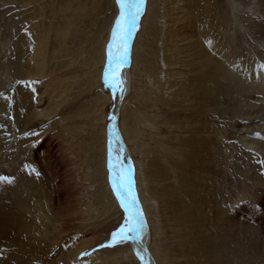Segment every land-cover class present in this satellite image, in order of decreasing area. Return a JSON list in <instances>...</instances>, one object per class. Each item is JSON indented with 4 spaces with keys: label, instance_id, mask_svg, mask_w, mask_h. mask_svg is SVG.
I'll return each instance as SVG.
<instances>
[{
    "label": "rangeland",
    "instance_id": "374dc122",
    "mask_svg": "<svg viewBox=\"0 0 264 264\" xmlns=\"http://www.w3.org/2000/svg\"><path fill=\"white\" fill-rule=\"evenodd\" d=\"M72 1L0 0V176L12 179L0 181V264H118L115 257L129 247L111 243L125 218L106 214L109 195L117 204L107 158V179L102 171L104 125L90 111L95 94L108 92L106 127L118 101L104 83L106 66L103 89L95 91L90 75L115 5L81 0L87 7L80 12V0ZM160 1L153 0L142 31L121 119L128 120L122 131L137 173L143 169L153 184L154 213L165 231L161 264L210 261L211 254L192 252L194 229L215 241L225 236L215 264H264V0ZM39 110L48 117L38 118ZM198 205L210 226L192 220ZM213 214L228 223L218 226ZM133 263L139 261L119 264Z\"/></svg>",
    "mask_w": 264,
    "mask_h": 264
},
{
    "label": "bare ground",
    "instance_id": "6f19581e",
    "mask_svg": "<svg viewBox=\"0 0 264 264\" xmlns=\"http://www.w3.org/2000/svg\"><path fill=\"white\" fill-rule=\"evenodd\" d=\"M69 1V0H68ZM74 1V0H73ZM72 1V2H73ZM75 1H77V0H75ZM74 1V2H75ZM160 1V0H159ZM66 2H67V0H66ZM71 2V1H70ZM114 2V5H115V8L113 9V11H112V13L110 14V16H109V20H108V26H107V30H108V34H107V40H106V42L102 45V51H101V53H100V56H99V60L97 61V63H95V65L93 66V68H94V70H95V73H92V74H90L91 75V77H92V80L94 81V88H95V91H97V90H99V87H102V85H101V72H102V66H103V68L105 69V66H106V63H107V45H108V43L110 42V40H111V29H112V25H113V23H114V21H115V19L119 16V14H120V9H119V5L116 3V0H111V2L108 4V7H111L112 6V3ZM161 3H160V5H162L163 3H162V1H160ZM69 4V3H68ZM71 4L72 3H70L69 5H70V7H71ZM73 5V4H72ZM77 5V4H76ZM78 5H79V8H78V10L77 11H82L83 12V10L87 7L86 5H84V3L80 0L79 2H78ZM113 5V6H114ZM148 6V7H147ZM152 6H154L153 5V0H144V4H143V6H142V9H141V13H140V15L137 17V24H136V28H135V30L133 31V33H132V35H131V37H130V39H129V45H128V62L126 63V64H124V65H122L121 66V68H120V75L122 76V78L126 81V83L124 84L125 86H126V88H125V92H124V95H123V98L121 99L120 98V93H119V91L117 90V91H113L114 92V94L116 95V97H117V99H118V101H117V103H116V109H115V112H114V117L116 118L114 121L111 119V122L109 123V124H107V126L105 127V124H106V122H107V117H108V114H107V112H108V109H109V101H110V96H109V93L107 92L106 94L102 91V90H99L98 92H97V94H95V98H94V101L92 102V108H91V112L92 111H96V114H95V120L96 121H98V122H102V124L104 125V128H102V131H103V134L105 135V137L103 136H101V138H102V148H101V160H102V171H103V173L105 174V178L107 179V176H106V170H105V167H106V158H107V171H108V178H109V182H110V184H111V188H112V191H113V193H114V195H115V198H116V192L113 190V182H112V179H111V176H112V173L109 171V168H108V152H109V148H111L112 150H113V156H116V155H119V156H121L122 158H123V164L126 166V167H128V168H130V170H131V172H132V177H133V180H134V184H133V187H132V189H131V191L137 196V203H138V208H139V210H141L142 211V214H143V218H144V222H145V226H144V230H143V236H142V242L139 244V245H137L136 243H135V241L134 240H129V241H126V242H128V244H129V247H128V249L126 250L125 249V252H123L121 255H119L118 257H115V261H116V263H125V262H130V261H133V260H138L139 261V263L140 264H143V261L140 259V257H138L137 255H136V249H137V247H139V249L141 250V255H143L145 258H149L150 257V261H151V264H161L162 263V261H161V257H162V255H160V248H159V245L160 244H162L163 243V241H161L160 240V238H161V236L164 234V232L162 231L163 229L160 227V226H162V220H161V218L160 219H158V216H160L159 215V213H157L156 215H155V207H156V205H157V203H156V198H155V196H153L152 195V191H153V184H152V181L150 180V181H148V180H146V175H145V171L142 169V176L141 177H139V174L137 173V165L135 164V160H134V158H133V156L130 154V152H129V150H128V142H127V138H126V132H125V135H124V131H122V128H123V130H125L127 127H128V120H126L125 122H123L122 120L123 119H121V117H122V115H123V112H124V107L126 106V104H127V101H128V98H129V96H130V94H131V92H132V90H133V88H134V84L132 83V80H131V75H132V70H134V65H135V59H136V54H137V51H138V48H139V44H140V42H141V37H142V34H143V32H144V28H145V25L146 24H148V22H150V20L152 19ZM234 6V5H233ZM73 8V7H72ZM71 8V9H72ZM148 8V9H147ZM234 8V7H233ZM71 9H69V7L68 6H66L65 8H64V11H65V13H67V12H69ZM74 9V8H73ZM72 9V10H73ZM146 12H147V14H146ZM70 13H71V11H70ZM166 13V12H165ZM72 14V13H71ZM169 15H170V13H169ZM195 16V15H194ZM145 17V18H144ZM107 19V18H106ZM67 20H69V19H67ZM70 21V20H69ZM74 22V21H73ZM97 22H99L98 20H97ZM222 22V21H221ZM111 23V24H110ZM71 24H72V22H71ZM71 24L70 25H67L68 26V28L70 29V27H71ZM215 24V23H214ZM97 25V24H96ZM197 26V25H196ZM239 26V25H238ZM257 26V25H256ZM258 27V26H257ZM260 27V26H259ZM258 27V28H259ZM141 28H142V30H141ZM215 28V27H214ZM68 29V30H69ZM67 30V31H68ZM140 30H141V32H140ZM255 30V29H254ZM66 31V32H67ZM143 31V32H142ZM257 31V30H256ZM66 32H64L63 34H66ZM259 34H261V32H258ZM43 35V34H42ZM262 35V34H261ZM44 36V35H43ZM209 36V35H208ZM44 38V37H43ZM95 38V37H94ZM40 39H42V38H40ZM215 39V38H214ZM91 40V39H90ZM100 41V40H99ZM99 41H98V45H99ZM93 42H94V44L96 43V39L95 40H93ZM100 44H102V42L100 43ZM38 56V55H37ZM36 56V57H37ZM40 60V59H39ZM44 61V60H43ZM43 61H40V62H38V65H37V67H38V69H39V71H41V73L44 71V69H45V66H44V62ZM167 62V61H166ZM213 63V62H212ZM136 64L138 65V62H136ZM139 66V65H138ZM165 67H167V64L165 63ZM167 70V69H166ZM218 72V71H217ZM43 73H45V71L43 72ZM227 73V70L224 72V73H222L225 77H228V75L226 74ZM93 75V76H92ZM264 75V74H263ZM94 77H97V78H99V80H94ZM203 77H204V75H203ZM223 78V77H222ZM264 78V77H263ZM203 80H205V78L203 79ZM224 80V79H223ZM224 85H226V84H224ZM219 87V86H218ZM102 89H103V87H102ZM220 89V88H219ZM108 90L111 92V88L108 86ZM113 90V89H112ZM135 90H137V89H135ZM223 90V89H222ZM138 91V90H137ZM244 93V92H243ZM221 94H223V92H221ZM242 95H244V94H242ZM212 104V103H211ZM206 108V107H205ZM210 109V108H209ZM101 112V113H100ZM38 115H37V117L38 118H46V117H48V115L47 114H44V110H39L38 112ZM101 114H102V117H101ZM98 115H100V116H98ZM114 125V127H115V132H116V137H114V138H112L113 139V142L110 144L109 143V140H110V131H109V129H110V126H113ZM204 126V125H203ZM95 128V127H94ZM93 128V129H94ZM146 128V127H145ZM148 128V127H147ZM150 128V127H149ZM152 128V127H151ZM209 128H210V126H209ZM151 130V129H150ZM199 131V130H198ZM205 131V130H204ZM141 134V131H139V138L138 139H140L141 137H142V135H140ZM156 136V135H155ZM152 137V136H151ZM209 139V138H208ZM203 140V139H202ZM204 141V140H203ZM208 141V140H207ZM132 147H133V145H132ZM197 147V146H196ZM133 148H135V149H137V147H133ZM208 151V150H207ZM211 152V151H210ZM193 153V152H192ZM191 153V154H192ZM209 154V153H208ZM195 155H198V154H196L195 153ZM212 156V155H211ZM210 157V156H209ZM213 157V156H212ZM172 158H174L173 156H172ZM203 160V159H202ZM207 160V159H206ZM212 160H214V159H212ZM211 160V161H212ZM166 161V160H165ZM164 161V162H165ZM209 161V160H208ZM205 162V161H204ZM207 162V161H206ZM210 162V161H209ZM217 162V161H216ZM114 163H115V161H114ZM137 163V162H136ZM183 163V162H182ZM214 163H215V161H214ZM218 163H219V161H218ZM186 164V163H185ZM187 164H188V162H187ZM190 164V163H189ZM194 164V163H193ZM180 166H181V164H179ZM183 165V164H182ZM207 165V164H206ZM211 165V164H210ZM210 165H208V166H210ZM178 166V165H177ZM194 166V165H193ZM201 166H202V164H201ZM170 167V166H169ZM190 167V166H189ZM188 167V168H189ZM197 167V166H196ZM203 167V166H202ZM172 168V167H171ZM179 168V167H178ZM185 168V167H184ZM195 168V167H194ZM214 168H216V167H214ZM220 168V167H219ZM170 169V168H169ZM190 169V168H189ZM197 169V168H196ZM202 169H204V168H202ZM221 169V168H220ZM219 169V170H220ZM223 169V168H222ZM198 170V169H197ZM205 170V169H204ZM219 170L217 169V171H218V173H219ZM203 171V170H202ZM214 171V170H213ZM225 171V170H224ZM171 172V171H170ZM199 172V171H198ZM197 172V173H198ZM203 172H207V171H203ZM226 172V171H225ZM172 174V173H171ZM188 174V173H187ZM190 174V173H189ZM188 174V175H189ZM211 174H214V173H211ZM217 174V173H216ZM221 175H222V173H221ZM94 176H95V174H94ZM212 177V176H211ZM215 177V176H214ZM217 177V176H216ZM223 177V176H222ZM225 177V176H224ZM188 178H189V176H188ZM194 179H196V178H194ZM175 180H177V179H175ZM181 180V179H180ZM220 180V179H219ZM188 181V180H187ZM216 181V180H215ZM221 181V180H220ZM195 183H196V181H195ZM215 183H217V185H218V182L216 181ZM225 184V183H224ZM185 185L186 186H184L185 188L186 187H188L187 185H188V183L185 181ZM164 186V185H163ZM191 186V185H190ZM223 186V185H222ZM215 187H217V186H215ZM108 188V187H107ZM190 188V187H189ZM192 188V187H191ZM218 188V187H217ZM188 189V188H187ZM198 189V188H197ZM209 190H212V189H209ZM208 190V191H209ZM215 190V189H214ZM139 191H140V193H139ZM152 192V193H151ZM177 192V191H176ZM187 192V191H186ZM191 192V191H190ZM215 192V191H214ZM164 193V190L162 191V194ZM178 193V192H177ZM140 194H141V197H142V200L144 201V204L147 206V208H146V210L144 209V207H143V205H142V202H141V198L139 199V197H140ZM188 194V193H187ZM109 195V194H108ZM178 197V196H177ZM185 197H186V199H187V196L185 195ZM189 197V196H188ZM202 197V196H201ZM108 198L110 199V201H111V203H107L106 202V214H107V216H109L110 214H111V217L112 216H121V215H123L124 216V218H125V212H124V210H123V208H121L120 207V203H119V200L116 198V204H117V208H119L120 209V212L118 211L117 212V208L115 207V204L113 203V199H112V196L111 195H109L108 196ZM190 198V197H189ZM206 198V197H205ZM158 199V198H157ZM185 199V198H184ZM192 199V198H191ZM198 199H199V197H198ZM212 199V198H211ZM194 200V199H193ZM196 200V199H195ZM204 200V199H203ZM188 201V200H187ZM200 201V200H199ZM193 202H195V201H193ZM192 202V203H193ZM201 202V204L203 203L202 201H200ZM215 203L217 202V201H214ZM213 202V203H214ZM113 203V204H112ZM156 203V204H155ZM192 203H190V204H192ZM208 203H209V201H208ZM79 204V203H78ZM200 204V205H201ZM81 205V204H80ZM186 205H187V203H186ZM208 205V204H207ZM183 206V205H182ZM193 206V205H192ZM213 205H211V207H212ZM81 207V206H80ZM196 207H200L199 205L198 206H195V207H193L194 208V213L193 214H195V216L193 217L192 216V220H194V221H197V223L198 222H200V223H202V222H204L203 220H205V222H210L209 221V218H211V217H209L208 218V216H207V213L206 212H204V211H202V214L201 213H199L198 211H197V209H196ZM202 207V206H201ZM190 208V207H189ZM203 208V207H202ZM209 208V207H208ZM217 208V207H216ZM1 210V209H0ZM89 210V209H88ZM183 210V209H182ZM191 210V209H190ZM216 210V209H215ZM215 210H213V211H215ZM218 210V209H217ZM2 211L3 210H1L0 211V227H5L4 225H3V223H5L4 222V219H2V217H1V215H3L2 214ZM72 211V210H71ZM186 211H189V210H186ZM191 211H193V210H191ZM209 211V210H208ZM83 212V211H82ZM91 212V211H90ZM209 212H211V213H213L212 211H209ZM216 212V214H217V212L218 211H215ZM214 212V213H215ZM94 213H96V212H94ZM149 213H150V216H151V219H152V223L150 222L151 221V219H150V221L148 220V215H149ZM182 213H183V211H182ZM98 215H99V213H97ZM161 214V213H160ZM192 214V215H193ZM67 215H68V213H67ZM220 215H221V213H220ZM89 216V215H88ZM87 216V217H88ZM94 216H97V215H94ZM119 216V217H120ZM155 218H154V217ZM184 216V215H183ZM218 216V215H217ZM70 217V216H69ZM91 217V216H90ZM161 217V216H160ZM178 217V216H177ZM219 217V216H218ZM84 218V217H83ZM102 218V217H101ZM150 218V217H149ZM220 218H221V216H220ZM224 218V217H223ZM97 219V218H96ZM99 219H100V217H99ZM98 219V220H99ZM185 219H188V218H185ZM190 219H191V217H190ZM213 219H216L215 220V222L217 221V223H219V225L218 226H220V223L222 224L223 223V221L224 222H227V220L225 221V220H221V219H217L216 218V215L215 214H213ZM212 219V220H213ZM226 219V218H225ZM228 219V218H227ZM97 220V221H98ZM70 221H72V220H70ZM190 220H188V222H189ZM74 222V221H73ZM90 222V221H89ZM187 222V221H186ZM208 222H207V224H208ZM75 223V222H74ZM100 223V222H99ZM191 223V222H190ZM195 223V222H194ZM228 223V222H227ZM234 223V221H232V223L231 224H233ZM241 223V222H240ZM262 223V222H261ZM56 224V223H55ZM215 224V223H214ZM195 226H196V224H194ZM193 225V226H194ZM200 225V224H199ZM202 225V224H201ZM201 225H200V227H201ZM209 225V224H208ZM226 225V224H225ZM228 225V224H227ZM226 225V226H227ZM258 225V224H257ZM50 226V225H49ZM204 226V225H203ZM210 226V225H209ZM241 225H239V224H235L233 227V229H236V228H238V229H241V227H240ZM57 227V226H56ZM157 227H160L158 230L156 229ZM187 227V226H186ZM206 227V226H205ZM223 227H224V225H223ZM12 228V227H11ZM191 228L193 229V227L191 226ZM207 228V227H206ZM162 229V230H161ZM192 229L190 230V231H192ZM203 229V228H202ZM201 229V230H202ZM205 229V228H204ZM218 229V228H217ZM51 228H49L48 230H47V232H46V235H50V233H51ZM65 230V229H64ZM185 230V229H184ZM207 230V229H206ZM209 230H211V231H214V230H216V228H214V226H212ZM221 230H222V228H221ZM182 231V230H181ZM189 231V232H190ZM200 231V230H199ZM208 231V230H207ZM210 231V232H211ZM184 232V231H183ZM218 232V231H217ZM234 232V231H233ZM241 232V231H240ZM239 232V233H240ZM64 233V232H63ZM182 233V232H181ZM191 233V232H190ZM206 233V232H205ZM213 233V232H212ZM215 233V232H214ZM220 233V232H219ZM225 233H226V231H225ZM224 233V234H225ZM230 231H228V235H229V237L228 238H230L231 236H230ZM59 234H60V232H59ZM201 234V233H200ZM199 234V232H198V230L197 229H194V233L192 234L193 235V237L194 236H196L197 237V241H195V239H192L191 241V250H192V252H193V250L195 251V254H197V253H199V255H203L205 258H208L209 257V255L211 254V259H210V261L209 262H206V264H215V261L216 260H214V257H216V256H218V250L220 251L221 249H224V246L222 245V239H224V235L223 236H221V238H219L217 241H215V237H212V234L211 235H203V236H201ZM11 235V234H10ZM45 235V234H44ZM56 235H58V234H56ZM55 235V237H58V236H56ZM68 235V234H67ZM191 235V236H192ZM215 235V234H214ZM213 235V236H214ZM227 235V236H228ZM240 235H242V234H240ZM2 236V233L0 232V237ZM13 236V235H12ZM181 236V235H180ZM226 236V237H227ZM234 236V235H233ZM232 236V237H233ZM236 237H238V236H236ZM10 238V237H9ZM191 238V237H190ZM195 238V237H194ZM211 238H213V239H211ZM227 238V239H228ZM188 239H189V236L187 237V236H185V239H184V241L186 242V243H189L188 242ZM226 239V238H225ZM232 239H234V238H232ZM239 239V238H238ZM15 240V239H14ZM63 240V239H62ZM214 240V241H213ZM67 241V240H66ZM228 241H229V239H228ZM17 242V241H16ZM19 242V241H18ZM126 242H122V243H117L118 244V249H121V248H125V244L124 243H126ZM216 242V243H215ZM225 242H227V241H225ZM239 242V241H238ZM237 242V243H238ZM82 243V242H81ZM213 243H215V244H213ZM15 244V243H14ZM18 244H20V243H18ZM50 244V243H49ZM88 244V243H87ZM231 244H232V242H231ZM17 245V244H16ZM22 245V244H21ZM89 245V244H88ZM165 245V244H164ZM163 245V246H164ZM189 245V244H188ZM233 245V244H232ZM235 245V244H234ZM238 245V247H239V244H237ZM18 247H21V246H18ZM87 248V245L85 246V247H83L82 249H80V250H78L77 251V253H76V255L73 257V260H76L81 254H83V252H84V250ZM228 248H229V246H228ZM227 248V249H228ZM226 249V250H227ZM231 249V248H230ZM235 249V248H234ZM146 250V251H145ZM225 250V251H226ZM232 250V249H231ZM239 250H241V249H239ZM241 251H243V250H241ZM241 251H237V252H240L241 253ZM10 252V251H9ZM8 252V253H9ZM14 252V251H13ZM16 252V251H15ZM227 252V251H226ZM229 252V251H228ZM235 252V251H234ZM190 253V252H189ZM243 253V252H242ZM14 254V253H13ZM162 254V253H161ZM222 254H224V253H222ZM233 254V253H232ZM237 254V253H236ZM235 254V255H236ZM239 254V253H238ZM170 255V254H169ZM225 255H226V253H225ZM230 255H231V253H230ZM240 255H242V254H239V256ZM9 256V255H8ZM171 256V255H170ZM227 256V255H226ZM225 256V257H226ZM197 257V256H196ZM235 257V256H234ZM236 257H238V256H236ZM204 258V259H205ZM111 259V258H110ZM114 259V258H113ZM168 259V258H167ZM234 259V258H233ZM171 260V259H170ZM228 261H226V262H221V263H219L218 262V264H229L228 262H229V259H227ZM175 262V261H174ZM233 262H235V261H233ZM138 263V264H139ZM167 263H169V261H167ZM172 263V262H171ZM9 264H11V263H9ZM134 264V263H133ZM173 264V263H172Z\"/></svg>",
    "mask_w": 264,
    "mask_h": 264
},
{
    "label": "snow or ice",
    "instance_id": "6c2138e0",
    "mask_svg": "<svg viewBox=\"0 0 264 264\" xmlns=\"http://www.w3.org/2000/svg\"><path fill=\"white\" fill-rule=\"evenodd\" d=\"M116 3L119 5L120 14L114 21L112 38L107 45V65L103 79L114 92L119 91L122 99L125 92L123 85L126 81L119 74L120 68L128 62L129 39L136 28L137 17L141 13L144 0H116ZM111 119L114 121L116 118L113 116ZM109 131L111 144L112 138L116 137L114 125L110 126ZM108 168L112 173L111 179L116 198L125 212L124 222L117 231L112 233L111 243L114 245L134 240L139 245L142 242L145 222L142 211L138 208L137 196L131 191L134 184L132 172L123 164L121 156H113L111 148L108 152ZM0 181L11 183L12 179L0 176ZM136 255L140 257L143 264H151L150 257L145 258L141 255L139 247L136 249Z\"/></svg>",
    "mask_w": 264,
    "mask_h": 264
}]
</instances>
